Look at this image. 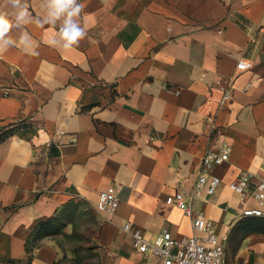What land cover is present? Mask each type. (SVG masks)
<instances>
[{
	"label": "crops",
	"instance_id": "obj_1",
	"mask_svg": "<svg viewBox=\"0 0 264 264\" xmlns=\"http://www.w3.org/2000/svg\"><path fill=\"white\" fill-rule=\"evenodd\" d=\"M78 2L89 27L72 49L35 23L43 0H22L32 19L0 51V264H163L123 227L192 236L176 193L234 236L246 219L229 184L264 178V0ZM243 60L253 67L239 71ZM223 146L221 185L193 196L201 160ZM111 189L112 216L96 208ZM256 220L229 264H264Z\"/></svg>",
	"mask_w": 264,
	"mask_h": 264
},
{
	"label": "built area",
	"instance_id": "obj_2",
	"mask_svg": "<svg viewBox=\"0 0 264 264\" xmlns=\"http://www.w3.org/2000/svg\"><path fill=\"white\" fill-rule=\"evenodd\" d=\"M252 67V63L245 60L237 64L239 71H248ZM230 98V93L225 92L224 101ZM230 152L228 146H223L217 152L209 150L206 153L201 160L193 196L200 197L204 193L212 196L216 193L221 185V179L212 175V171L214 167L229 160ZM229 189L237 195L243 206L241 219L264 218V178L244 172L229 184ZM175 202L192 219L193 235L178 240L170 233H164L150 241L140 230L126 224L123 231L133 238L134 248L160 259L163 264H229L226 237L217 234L213 222L202 213H194L182 193H176ZM119 205L117 193L111 189L100 193L96 208L100 213L112 216L117 212Z\"/></svg>",
	"mask_w": 264,
	"mask_h": 264
},
{
	"label": "clouds",
	"instance_id": "obj_3",
	"mask_svg": "<svg viewBox=\"0 0 264 264\" xmlns=\"http://www.w3.org/2000/svg\"><path fill=\"white\" fill-rule=\"evenodd\" d=\"M8 2L12 11L0 12V51L15 44V41L8 36L10 30L13 27L21 28L32 19L27 4L22 3V0H8ZM43 7L46 15L36 19L35 23L41 27L48 24L57 29L55 35L47 41L48 44L62 50H70L86 37L89 25L86 23L82 27L78 20L84 7L78 0H43ZM30 39L27 32L21 33V44Z\"/></svg>",
	"mask_w": 264,
	"mask_h": 264
},
{
	"label": "rangeland",
	"instance_id": "obj_4",
	"mask_svg": "<svg viewBox=\"0 0 264 264\" xmlns=\"http://www.w3.org/2000/svg\"><path fill=\"white\" fill-rule=\"evenodd\" d=\"M260 227V223L257 220H244V222H241V224L237 225L236 228H234V236H231L233 232L231 233V235L230 232H225L223 235L226 237V250L228 258L233 259L237 254L239 244L245 237V231H247V234L252 231L259 232Z\"/></svg>",
	"mask_w": 264,
	"mask_h": 264
},
{
	"label": "trees",
	"instance_id": "obj_5",
	"mask_svg": "<svg viewBox=\"0 0 264 264\" xmlns=\"http://www.w3.org/2000/svg\"><path fill=\"white\" fill-rule=\"evenodd\" d=\"M246 220H256V218L255 219H246Z\"/></svg>",
	"mask_w": 264,
	"mask_h": 264
}]
</instances>
